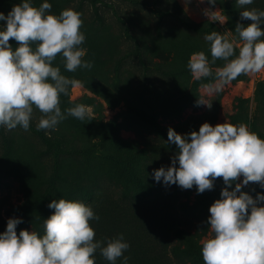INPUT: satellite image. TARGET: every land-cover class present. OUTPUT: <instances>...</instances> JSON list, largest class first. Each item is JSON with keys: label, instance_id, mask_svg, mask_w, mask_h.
<instances>
[{"label": "rangeland", "instance_id": "obj_1", "mask_svg": "<svg viewBox=\"0 0 264 264\" xmlns=\"http://www.w3.org/2000/svg\"><path fill=\"white\" fill-rule=\"evenodd\" d=\"M22 2L0 0V12L7 15ZM43 2L30 0L35 7ZM47 2L49 14L65 9L81 13L83 59L92 68L67 72L59 55L52 66L83 83L61 95V111L83 104L92 115L83 121L68 116L55 130L37 131L42 114L34 108L27 131L0 126V233L9 218H21L17 235L23 229L42 236L44 220L54 213L47 205L63 198L93 209L100 219L89 223L105 246L107 239L123 234L130 245L124 252L128 264H204L208 209L220 198L222 178L212 190L197 194L195 186L156 182L152 173L170 166L177 151L167 143L169 128L185 135L204 122L244 123L264 139V72L242 75L222 92L209 94L205 86L215 83L214 76L196 81L187 67L198 52L211 61L204 37L212 31L238 39L236 23H251L240 19V11H264V0L243 8L236 0H218L212 9L229 18L223 25L203 15L210 7L207 0L187 5L184 0ZM224 63L210 64L213 73ZM197 99L211 101L212 107L197 106ZM242 191L254 198L257 192L264 194L256 184ZM94 259L95 264H110L99 250ZM122 262L123 257L116 264Z\"/></svg>", "mask_w": 264, "mask_h": 264}, {"label": "clouds", "instance_id": "obj_2", "mask_svg": "<svg viewBox=\"0 0 264 264\" xmlns=\"http://www.w3.org/2000/svg\"><path fill=\"white\" fill-rule=\"evenodd\" d=\"M188 2L184 0L185 5ZM207 3L210 7L203 15L211 22L225 24L229 18L221 10H212L218 0ZM236 3L243 8L253 0ZM51 8L47 0L39 7L23 0L7 15L0 12V21L5 22L0 28V126L9 131L18 126L27 131L34 108L42 114L37 131L55 130L68 116L80 121L91 119L92 110L83 104L61 111V95H68L70 88H83V83L52 66L59 55L67 72L92 68V63L83 59L86 49L81 47L85 41L80 31L81 13L65 9L54 15L49 14ZM240 19L251 23H236L238 39L229 40L217 31L205 35L211 61L204 52L192 54L188 61L194 80L214 76L215 83L205 86L209 94L222 92L242 75L264 72V11L245 9L240 11ZM10 40L18 46L13 48ZM217 60L225 63L213 73L210 64ZM196 105L212 107L211 101L204 99H197ZM167 137V143L174 144L177 151L170 166L153 170L156 182L181 189L195 186L197 194H202L213 189L216 179L223 180L220 198L208 209L210 235L201 248L204 264H264V194L257 192L254 198L242 191L250 184L264 189V139L244 123L227 122L215 126L204 122L198 131L185 135L169 128ZM47 207L54 213L44 220L42 236L23 229L17 235V225L23 220H7L5 231L0 233V264H95L97 250L110 264L121 257L122 264H128L124 252L130 245L123 234L107 239L106 246L105 241L95 239L89 221L100 217L90 206L60 198Z\"/></svg>", "mask_w": 264, "mask_h": 264}, {"label": "built area", "instance_id": "obj_3", "mask_svg": "<svg viewBox=\"0 0 264 264\" xmlns=\"http://www.w3.org/2000/svg\"><path fill=\"white\" fill-rule=\"evenodd\" d=\"M212 10H219V9H212Z\"/></svg>", "mask_w": 264, "mask_h": 264}]
</instances>
